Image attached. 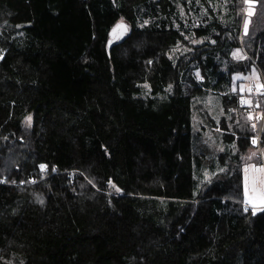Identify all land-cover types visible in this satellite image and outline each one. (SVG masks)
Segmentation results:
<instances>
[{
  "label": "trees",
  "instance_id": "trees-1",
  "mask_svg": "<svg viewBox=\"0 0 264 264\" xmlns=\"http://www.w3.org/2000/svg\"><path fill=\"white\" fill-rule=\"evenodd\" d=\"M242 38L264 70V0H0V264H264ZM196 110L230 150L202 183Z\"/></svg>",
  "mask_w": 264,
  "mask_h": 264
},
{
  "label": "rangeland",
  "instance_id": "rangeland-1",
  "mask_svg": "<svg viewBox=\"0 0 264 264\" xmlns=\"http://www.w3.org/2000/svg\"><path fill=\"white\" fill-rule=\"evenodd\" d=\"M248 13L253 15L254 12L250 10ZM248 23L249 18L247 17L246 26ZM122 24L128 25L124 21H120L117 27ZM115 34H118V30H116ZM234 57L236 61L247 58L253 66L245 74L238 73L233 76L232 91L237 93L240 97V104L244 106L243 110L236 112L234 122H249L258 135L256 147L250 148L242 160L243 163L251 162L243 168L244 202L256 210H260L264 209V148L261 147L259 139L264 129V103L260 102L259 95H264V70L250 56L244 38L241 39L240 49L236 50ZM195 74L199 81L202 80L199 70ZM253 84H256L255 88ZM197 101L202 111L218 120L227 115L223 107H220L217 96L212 93L206 94L204 98H199ZM243 112L246 117H240ZM227 118H230V115ZM205 124V117L196 110L194 115L195 132L203 133L201 146L204 148L205 154L208 155L203 166L197 168L196 177L200 183L210 179L217 172H225V167L219 163V155L223 152L228 153L229 150L221 138L222 129L212 130V128L206 127L207 124ZM202 125H205L206 128H202ZM232 151L235 152V149H232Z\"/></svg>",
  "mask_w": 264,
  "mask_h": 264
},
{
  "label": "water",
  "instance_id": "water-1",
  "mask_svg": "<svg viewBox=\"0 0 264 264\" xmlns=\"http://www.w3.org/2000/svg\"><path fill=\"white\" fill-rule=\"evenodd\" d=\"M116 30H118V34H115ZM129 31H130V28L128 27V25L122 24L114 29L111 36L117 41L119 39H123L129 33ZM109 46L111 47V45Z\"/></svg>",
  "mask_w": 264,
  "mask_h": 264
},
{
  "label": "built area",
  "instance_id": "built-area-1",
  "mask_svg": "<svg viewBox=\"0 0 264 264\" xmlns=\"http://www.w3.org/2000/svg\"><path fill=\"white\" fill-rule=\"evenodd\" d=\"M253 87L255 88V87H256V84H253ZM243 209H244L245 211H247V210H256L254 207H252V206H250V205H248V204H244V205H243Z\"/></svg>",
  "mask_w": 264,
  "mask_h": 264
}]
</instances>
